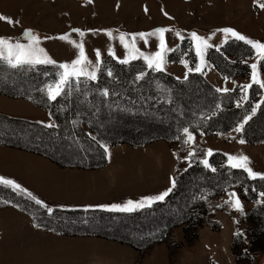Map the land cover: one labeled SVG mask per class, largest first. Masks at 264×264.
<instances>
[{"label": "rangeland", "instance_id": "1", "mask_svg": "<svg viewBox=\"0 0 264 264\" xmlns=\"http://www.w3.org/2000/svg\"><path fill=\"white\" fill-rule=\"evenodd\" d=\"M163 2L164 0H0V15L10 18L12 23L17 24L15 31H9L8 26L12 23L0 20V25L6 27L1 30L4 33L0 36H10L8 38L14 42V36L23 37L25 30H30L33 35L41 38L52 32L50 28L43 29V24L47 22L71 23L79 32L91 35L93 41L89 49L90 58L94 53V57L97 58L98 52L100 60L106 54H110L109 56L117 61L134 60L128 55L129 49L134 43L139 53L143 54L138 55L137 58L147 66L143 56L153 55L160 50V36L162 35L167 51L164 54L161 71L172 75L179 81L187 77L189 73H200L203 80L217 92H225L224 89L231 92L233 105L239 108L240 116L238 121L226 129L209 133L191 132L188 129L193 137V140L188 144L184 143V140L187 139L184 133L185 128L181 134V142L158 139L163 142L160 146L167 155L164 151H160L158 154L159 156L165 154L169 157L168 169L172 179H174L176 171L184 170L194 162L204 166L202 161L207 160L208 168L211 171L218 167L221 168L223 165L228 166L227 157L229 155L246 156L250 161L249 167L255 173L264 176V102H262L264 88L253 84L247 90V100L242 99L245 93L241 88L243 85L252 84L251 65L253 63L257 64L259 80L264 82V73L259 68L261 60L251 45L230 35H225L221 31L225 28L232 29L248 40L264 44V8L259 6L264 3V0H176L179 4L178 7H170L169 10L166 8L165 11L168 14H164L163 11L160 14L157 10L161 9V6L164 5ZM163 7L165 8V6ZM178 9H181L180 13ZM213 9L217 11L216 18ZM175 13L179 14L175 15ZM158 29H166V31L162 34H153L157 33ZM192 33L206 39L211 45L204 50L200 71H196V66L201 64V57L196 55V42L191 38ZM122 34L125 37L124 43L119 39ZM140 34H144V39L140 38ZM133 37H135L134 41ZM75 39L78 38L75 37ZM240 42L247 45L248 50L238 44ZM126 44L129 48L125 47ZM207 53L211 60L226 72L220 73L214 68L212 61L207 60ZM244 66L248 68L247 73L238 74L242 72ZM3 82L6 81L3 80ZM3 82L1 85L7 84ZM17 87L31 88V83L24 81ZM256 105H260V107L253 114L252 108ZM0 109V112L3 113L8 111L6 108L0 107ZM3 113H0V136L4 142L10 140L31 145L37 150L40 148L49 154V159L56 162L55 165L59 168H64L58 163L65 159L81 161L87 158L90 162H96L95 167L92 166L93 168L104 164L107 159L104 150H102L103 160L100 162L101 159H98L95 151L73 142V139L64 135L60 137L61 139L50 138L33 128L28 129L14 125L3 119L8 116ZM158 115L161 117V113ZM245 116L250 117L246 123H244ZM114 118L116 117L109 115L104 121L105 123L103 122L107 126H111L105 127L106 130L113 127ZM241 123H244V127L238 133L235 128ZM229 124L230 122L226 120L223 122V127ZM44 125L53 126L54 122L52 119H47ZM112 129L114 130L112 135L121 136L117 133L116 128ZM101 132H105L104 128ZM241 139L244 143L239 142ZM156 141L135 146L127 143H123L121 146L117 144L108 147L107 151L111 158H116L125 151L128 154L138 151L139 157L136 160H140L141 155L148 156L150 159L152 153L147 152L152 146H155ZM1 142L0 145L15 152L32 153L37 158L41 156V154L26 148L6 145ZM148 146L150 147L148 148ZM145 150L146 152H140ZM209 150L212 152L210 156L207 155ZM190 151L194 155L189 156ZM216 153L221 154L223 158L215 155ZM134 154L137 155V153ZM136 155L134 156L136 157ZM156 156V153L152 155L153 158ZM210 157L214 164H211ZM240 170L249 178L246 172ZM218 177L215 176L217 180L213 183L200 182V191L206 212L204 211L202 214L198 212L191 218L181 217V220L179 217L183 213L179 209L175 206H166L158 209L152 216L143 215L138 218L124 219V217L114 214H107L100 218L91 217L89 220L76 218L63 225L67 231L71 232L67 234L38 226L30 214L18 206L6 202L7 193L2 187H0V210L10 206L17 208L31 217L34 228L46 235L88 238L87 245H90L88 250L91 252L90 254L96 255V263L102 264L105 263L102 261H106L103 259H109L111 263L119 262L118 264H264V208L259 207L264 204V196L261 195L264 191L257 190L263 184L262 179L258 176L259 181L251 188L241 185L237 188V184H233L218 194L214 192L220 185ZM228 177L231 180L238 178L231 173ZM132 178L135 179L134 175L128 174V184L134 181ZM122 180L125 181L123 178ZM229 193L236 194V198L239 199L242 206V212L233 208L230 203H225L229 201ZM178 201L181 202L180 199ZM201 205L202 203L198 208ZM139 209L141 208L136 210ZM102 210L108 211V213L119 212ZM249 211L253 212L252 218H247ZM165 220L167 223L171 220L169 226L164 222ZM215 224L218 225V228H211ZM165 225H167V229H164ZM8 233L11 234V231ZM158 233L162 236L148 242L152 236L155 237ZM112 237L122 238L128 242L117 241ZM40 239L39 242L45 243V245H47V241H52L44 236H41ZM145 241L148 243L143 244ZM107 243L116 244L118 248L109 251ZM132 244L141 245L135 247ZM80 249L83 251L84 247ZM77 251L79 250L77 249ZM58 260L66 259L59 258ZM106 262V264L109 263Z\"/></svg>", "mask_w": 264, "mask_h": 264}, {"label": "trees", "instance_id": "2", "mask_svg": "<svg viewBox=\"0 0 264 264\" xmlns=\"http://www.w3.org/2000/svg\"><path fill=\"white\" fill-rule=\"evenodd\" d=\"M241 46L248 50L247 45L241 44ZM207 60L212 61L209 53H207ZM212 63L220 73L226 72L216 62L212 61ZM259 66L264 73V61L261 60ZM60 71L57 65L51 64L37 65L30 69L28 66L12 68L7 63L0 62V94L21 97L46 109L54 125L45 126L8 116L3 119L23 128H33L50 138L61 139L60 137L63 135L67 136V138L73 139V142L95 151L98 159H101L100 162L103 160L102 146L105 145L127 143L135 146L158 139L181 142L184 128L191 132L209 133L229 128L240 118L239 108L233 105L231 92H217L203 80L198 72L189 73L187 77L179 81L166 72L148 68L141 59L137 58L128 63H122L106 55L97 66L95 80L81 77L77 82L73 79L70 82V87L66 88L62 95L58 96L56 100H49L46 86L58 78ZM247 71V66H244L242 72L238 74H246ZM24 81H29L31 88L17 87ZM1 82L7 84L1 85ZM159 113H161V117L158 115ZM109 115L116 117L113 120L112 128H116L117 133L121 136L112 135L114 131L112 128L106 130L105 127H111L104 124ZM226 120L230 124L223 127V122ZM103 128L104 133L101 132ZM3 140L0 136L2 144L26 148L50 157L40 148L37 150L31 145L10 140L4 142ZM215 155L223 158L219 153ZM209 160L211 164H214L212 157ZM230 173L238 178L231 180L228 177ZM215 176H219L220 181V185L214 190L218 194L233 184H237V188L239 185L251 188L259 181L257 178H247L240 169L223 165L221 168L218 167L215 171H211L208 167L194 162L184 170L176 171L175 187H171L172 190L164 200L154 201L150 206L123 213H108V211L105 212V210L96 207L61 208L45 203H42L44 206H41L35 202L36 199L24 191L4 185H0V187L7 193L6 202L26 211L38 226L68 234L71 232L67 231L63 225L76 218L89 220L91 217L100 218L107 214L121 216L124 219L138 218L143 215L152 216L158 209L166 206H175L183 213L179 220L181 217L191 218L198 212L202 214L206 208L201 196L200 182L213 183L217 180ZM262 183V186L257 190L264 191V179H262ZM201 203V207L198 208ZM259 207L264 208V204ZM48 208L53 211L49 213ZM252 213L249 211L247 218H252ZM166 219L168 220V218ZM169 222H166L168 226ZM167 225L164 226V229L168 228ZM211 228H218V225L215 224ZM160 236L162 234L158 233L155 237L152 236L148 242ZM112 238L128 242L122 238ZM148 242L145 241L143 244ZM140 245H135V247Z\"/></svg>", "mask_w": 264, "mask_h": 264}, {"label": "crops", "instance_id": "3", "mask_svg": "<svg viewBox=\"0 0 264 264\" xmlns=\"http://www.w3.org/2000/svg\"><path fill=\"white\" fill-rule=\"evenodd\" d=\"M216 7L218 9V6ZM144 8L147 7L144 6ZM159 9L156 10L160 14L162 11L164 14H168L165 11L166 7L161 6ZM213 10L216 18L217 11ZM180 11L181 9L179 13ZM179 13H175V15ZM42 26L45 30L50 28L52 32L45 35L46 37L39 38L40 47L57 65L72 62L78 58L79 49L73 43L59 39V37L67 35L71 41L83 45L85 56L89 61L88 70H97L95 53L90 58L89 49L93 39L89 33L80 35L81 32L76 31L77 29L71 23L47 22ZM4 27L0 25V35L4 33L1 32L6 28ZM16 29L17 24H9V31ZM0 37L8 38L10 36ZM20 37L14 36V42L19 39L21 43H27L26 39ZM0 107L8 109L5 113H0L43 125L46 124L47 119H51L46 109L20 97L9 98L0 94ZM162 143L157 140L154 143L155 146H152L147 152L152 153L150 159L148 156L141 155L140 160H136L139 157L138 151L129 154L125 151L126 153L111 158L109 152H105V148L113 145L102 146L107 159L97 168L92 167H95L96 162H90L87 159L81 161L65 159L58 163L64 168H59L55 165L56 162L44 155L37 158L32 153L23 152L21 154L0 145V177L14 181L21 190L45 204H53L61 208L98 207L109 210L112 205L122 206L129 200L138 202L146 197H156L172 186L173 179L168 169L170 159L161 148ZM118 145L121 146L123 143H118ZM160 151H164L166 155L159 156ZM140 152H146V150ZM154 152L157 154L155 158L152 157ZM128 174L135 177V179L132 178L134 181H131L130 184L127 183ZM122 178L125 180L124 182ZM0 219V264H23L24 262L27 264H101L96 263V255L90 254L91 252L88 250L90 245H87L88 238L78 239L72 236L43 234L34 228L30 216L11 206L0 210ZM8 231H11V234ZM41 236L52 240L47 241L48 246L39 242ZM81 247H84L83 251L80 249ZM107 248L112 251L113 248L116 250L118 247L116 244H108ZM63 253H66L65 257H63ZM59 258L66 260L61 261L58 260ZM103 260L108 261V264L119 263H111L109 259ZM106 261H102L105 262L102 264H106Z\"/></svg>", "mask_w": 264, "mask_h": 264}, {"label": "snow or ice", "instance_id": "4", "mask_svg": "<svg viewBox=\"0 0 264 264\" xmlns=\"http://www.w3.org/2000/svg\"><path fill=\"white\" fill-rule=\"evenodd\" d=\"M259 6L261 8H264V3H261ZM0 20L6 21L8 23L13 22L10 18L4 17L2 15H0ZM165 31L166 29H158L157 33H153V34H162ZM221 31H223L225 35H230L237 40L245 41V43L251 45V47L256 50L259 59L264 61V44L259 42H253L252 40H248L243 35H239L232 29L225 28L222 29ZM80 35H83V33H80ZM177 35L179 36V33H177ZM22 38L26 39L27 43H21L19 39L13 42L11 38L0 37V62L7 63V65L12 68H22L24 66H28L30 69L34 68L37 65H49V64L56 65V62L51 58H49L45 50L42 47H40L41 41L39 37L33 35L30 30H25V33L23 34ZM140 38L144 39V34H140ZM191 38L193 41L196 42L195 45L196 55L201 57V64H198L196 66V71H200L203 63L204 50L210 47L211 45L208 44L206 39L197 36L196 33H192ZM59 39L68 41L69 43H73L79 49V55L78 58L72 61L70 64L60 63L57 65V67L61 70L58 73V78L53 83L46 86L47 96L49 100H56L58 96L62 95L65 89L70 87V82L73 79H75L77 82H79L81 77H85L88 80L96 79V70L95 69H93L92 71L88 70L89 61L85 56L83 45L76 44L74 41H71L67 35L61 36L59 37ZM119 39L121 40L122 43H124L125 37L123 34L119 37ZM134 40L135 37H133V41ZM125 47L129 48L127 44L125 45ZM159 47L160 50L157 51L155 54L143 56V59L147 62L148 68L157 71L162 70V66L164 63V54L167 51L162 35L160 36ZM128 55L132 59H135L137 58L138 55H143V54L139 53V50L135 48V45L133 43L131 48L129 49ZM121 62L128 63L129 61L128 59H125ZM98 64H99V53L97 52V66ZM251 68H252V84L241 86L242 91L245 93V95L242 97V99L244 100H247V90L251 88L253 84L259 85L260 88H264V82H261L259 80V76L257 72V64L253 63L251 65ZM223 91L227 92L228 89H224ZM259 107L260 105H256L255 107H253L252 113L255 114L257 108ZM249 118L250 117L245 116L244 123H246ZM244 123H241L238 127H236L235 131L238 133L241 132L244 127ZM184 133L187 136V139L184 140V143L188 144L193 140V137L189 133L187 128L184 129ZM239 142L244 143L242 139ZM105 152H107V148H105ZM192 155H194V153L190 151L189 156ZM207 155L209 156L212 155L211 150L208 151ZM227 159H228V166L230 168L242 169L244 172L247 173L249 178L254 179L259 176L260 179H264V176H260V174L255 173L249 167L250 161L246 156L229 155ZM202 163L206 168L209 167L207 160L202 161ZM212 171H215V169H212ZM0 185L11 187L16 190H21L20 186L16 184L14 181L3 177H0ZM172 187L173 188L175 187V179H173L172 181ZM171 190L172 189L169 188L167 191L156 197H146L138 202H133L129 200L122 206L112 205L109 210L120 211V212H131L138 208L150 206L154 201L164 200V198L169 194ZM261 195L264 196V193H261ZM35 202L37 204H40L41 206H44L42 205V202L39 200H36ZM225 203H230V205L233 208L242 212V206L240 204L239 199L236 198L235 193H229V201H226ZM47 211L51 213L53 210L51 208H48Z\"/></svg>", "mask_w": 264, "mask_h": 264}, {"label": "bare ground", "instance_id": "5", "mask_svg": "<svg viewBox=\"0 0 264 264\" xmlns=\"http://www.w3.org/2000/svg\"><path fill=\"white\" fill-rule=\"evenodd\" d=\"M164 5L168 10L170 9V7L174 8V7H178V2H176V0H164ZM220 12V11H219Z\"/></svg>", "mask_w": 264, "mask_h": 264}]
</instances>
